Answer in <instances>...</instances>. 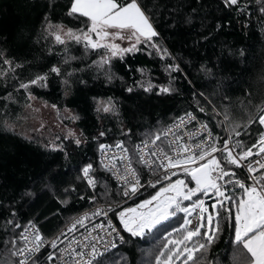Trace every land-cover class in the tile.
<instances>
[{"label": "trees", "instance_id": "obj_1", "mask_svg": "<svg viewBox=\"0 0 264 264\" xmlns=\"http://www.w3.org/2000/svg\"><path fill=\"white\" fill-rule=\"evenodd\" d=\"M138 3L158 35L150 42L142 40L134 51L112 56L108 49H86L84 42H55L56 26L87 30V18L68 15L71 0H0V264H12L10 241L30 222L49 238L93 202L122 201L120 189L97 161L100 144L123 142L134 151L137 142L154 139L189 111L209 126L218 147L227 133L246 145L258 138V120L244 126L264 110V0H241L239 8L225 7L223 0ZM66 56L75 59L66 64ZM102 57L109 62L103 63ZM54 65L61 75L50 72ZM45 74L44 86L19 87ZM162 87L171 91L161 92ZM33 99L52 106L59 116L69 111L78 136L59 134L57 146L49 148L10 129L8 124L19 121ZM109 104L112 110L104 112ZM214 110L223 120L227 112L229 120L223 123ZM233 128L241 131L240 138ZM88 164L97 180L95 194L80 175ZM228 168L248 184L242 169ZM156 188L119 209L143 201ZM234 191L242 195L239 188ZM228 207L231 215L221 209L215 218L220 231L203 264H244L246 250L234 242L235 207ZM183 217L176 215L144 236L128 233L124 244L93 264H156L166 239L181 237L173 229L180 228Z\"/></svg>", "mask_w": 264, "mask_h": 264}, {"label": "snow or ice", "instance_id": "obj_2", "mask_svg": "<svg viewBox=\"0 0 264 264\" xmlns=\"http://www.w3.org/2000/svg\"><path fill=\"white\" fill-rule=\"evenodd\" d=\"M223 3L225 7L239 8L241 0H223ZM240 10L242 11V9ZM260 11L264 13V6L260 8ZM75 14L87 18V30L78 29L74 31L70 28L65 30L61 26H56L58 31L54 33V38L57 44L65 45L67 41L84 42L86 49L104 48L108 49L112 56H117L124 52L136 50V44L142 42L141 38L144 42H150L158 35L138 0H71L68 15ZM51 27L52 25H49V28ZM124 33H127V36ZM93 34L97 37L96 40H93ZM110 37L134 38L135 42L129 48H120L118 44L114 43H102ZM71 59L75 58L66 56L64 63L67 64ZM102 62L108 63L109 61L102 57ZM4 63L8 64L10 61L5 60ZM172 67L179 70L178 66ZM50 72L58 76L62 74L61 68L55 65L51 67ZM68 74L71 75V73ZM46 81L47 74L37 75L29 82L21 83L19 87L28 89L30 85L44 86ZM148 90L150 88L145 89V91ZM128 91H132V89L129 88ZM160 91L168 93L171 89L162 87ZM111 110V104L103 107L104 112ZM200 111H204V109L201 108ZM186 116L189 122L196 119L191 113H186ZM179 119L180 123L174 126L177 129L185 123L184 117ZM224 120H229L227 112L224 113ZM257 120L261 130L258 133V138L250 145L244 144L242 139L233 140V135L230 134L227 139H223L222 147H218V138L214 137L211 131H208L206 124H201L200 128L207 132V138L194 146L198 151H195L190 144L179 143L182 137L177 135L172 128L155 135V138L151 139V145L155 150L149 149L147 153L144 152V148H148L149 145L147 140L135 146L134 153L138 157L136 162L147 167L157 177L155 183L150 182V186L155 187V184L160 182V173L157 169L161 168L164 169L163 179L165 180L170 181L171 176L176 175V172L173 171L169 176V170L179 168L187 176H190L189 183L194 182L195 184V187H189L185 180L177 179L167 186L161 187L155 195L151 196L150 199L143 200L135 208H126L116 213L123 230L136 237L144 236L158 226H164L167 221L176 216L177 212L185 214L180 228L173 229V231L181 232V237L179 239H166V243L161 246V250L155 258L156 264H176L177 261H180L181 264H203L202 257L207 253L209 246L215 242L220 231L218 224L214 222L215 218L222 215L221 209L227 211L229 215L232 214L231 208L228 207L229 203L235 207L234 242L237 245H242L247 253L244 257V264H264V173L256 175L260 170H264V158L254 162L250 159L254 156L264 157V110L258 118H250L244 127L247 128L248 125ZM232 132L237 138L242 136L241 131L236 130V128H233ZM169 134L174 136V140L169 141L168 147L176 153L175 156L169 155L163 147L157 144V141L163 142ZM99 135L104 136L105 133L101 132ZM76 143L79 145L81 141L77 139ZM99 147L101 152H104L111 146L100 144ZM115 147L120 148L125 154L120 158L126 161L124 165L125 174L121 176V179L125 185L123 196L130 197L135 195L142 185L137 170L132 167V157L127 155L130 149L125 147L123 142H118ZM217 152H220L221 156L217 157L215 155ZM150 157H157V159L152 160ZM246 161L247 163H245ZM229 165L236 168L246 167L249 173L248 178L253 183L248 185L237 178L236 173L228 168ZM92 170V164H88L83 167L82 174L87 179L88 184L94 186L95 179L90 175ZM236 188L242 190V195L239 197L235 195L234 190ZM201 196L215 197V202L210 206L211 212L209 207L205 206V200ZM193 197L196 199L194 200ZM184 201L191 203L184 206ZM109 210L113 211L111 208ZM193 214L195 215L193 216ZM93 215L107 216V212L98 210ZM189 217L193 218L189 219ZM86 218L87 216L76 221L69 231H74L76 224L83 226ZM205 220L206 224L204 223ZM15 227L20 228L21 225L16 223ZM94 228L104 229L105 225L98 224ZM202 228L207 230L202 233ZM107 229H111L107 233L109 236L115 233L116 237L123 242L124 238L120 235V230L112 224L110 219L107 223ZM61 235L66 237L67 234L62 232ZM171 236L172 232H169L168 237ZM87 239L88 237H85V240ZM93 239L97 238L93 237ZM99 239L102 240L103 237ZM17 240L23 241V245L17 247ZM58 240L60 237L49 242L52 249L58 248ZM10 243L12 245L11 256L17 258L15 264H40L41 249L45 247V240L35 224H31V229L24 227L18 237L12 239ZM60 243L63 241L61 240ZM73 243L81 246V251H76L72 247ZM109 243L112 247L116 246L114 241ZM190 244L191 246H189ZM88 247L91 250L87 255L91 259L83 260L85 256L83 248ZM60 252L62 253L60 257H57L55 252H49L46 258L47 264H53L57 259L62 260L63 264H68L63 253H67L74 264H93L97 257L103 256V252L97 250L96 244L89 245L74 240L69 241L68 247L60 249ZM77 257L80 259H76Z\"/></svg>", "mask_w": 264, "mask_h": 264}, {"label": "built area", "instance_id": "obj_3", "mask_svg": "<svg viewBox=\"0 0 264 264\" xmlns=\"http://www.w3.org/2000/svg\"><path fill=\"white\" fill-rule=\"evenodd\" d=\"M239 12H241L240 9L236 11V13H239ZM186 113H191L193 116L196 117V119L189 122L188 117L186 116ZM186 113H184V114L178 116L177 118H175L174 120H172L163 129L162 133L164 131H166L167 129L172 128L173 131L177 135L182 137V140L179 143L190 144L193 146V149L195 151H198V149H195L194 146L197 143L203 142L207 138V132L202 131L200 128L201 124H206V123L201 121L200 118L194 112L189 111ZM180 117L185 118V123L182 124L179 129H177L174 126L176 124L180 123V119H179ZM208 131H211L212 135L215 137V134L209 128V126H208ZM228 137H229V134L227 133V138ZM172 140H174V136L169 134L163 140V142L157 141V144H159L161 147H163L165 149V151L168 152L169 155L175 156L176 153L173 152L172 149L168 147L169 141H172ZM143 141H145V140H141V141L137 142L136 145L142 144ZM147 141H149V145H148V148H144L145 153H147L149 151V149L155 150L154 147L151 145V140H147ZM173 147H175V145H173ZM134 149H135V147H134ZM123 155H125V154L122 152V150L120 148L115 147V145L111 146L110 148L105 149L104 152H101V150L99 148L98 153H97V161H98L99 165L101 166V168L104 171H106L109 174L112 182L116 185V187L120 189L122 201L119 204L93 202L85 210H83L80 213L71 217L55 234H53L49 238H45L42 235L41 231L39 230L41 235L43 236V238L45 240V247L41 249L40 264H47L46 258H47V255L49 252H55L56 256L60 257L62 255V253L60 252V249L67 248L69 241H73V240L74 241H81V242L89 244V245L94 243V244H96L97 250L99 252H103V255L109 253L110 251H112L116 247L124 244L127 241V234L128 233L123 230L122 226L120 225L119 219L116 215V213H118L119 211H122V209H119V207L122 206L123 204L133 202L138 197L144 196L149 190L158 186V184L156 183L155 187L150 186V182L155 183V181L157 180V177L155 175H153V173L147 167L143 166L142 164L138 163L139 166L142 168V170L138 169L137 164L135 163V160L137 161L138 157L135 155L134 151H129V153H127V155L132 157V167H134L137 170V173L139 175V179H140V183H141L142 187H140L138 192L133 196H130V197L123 196V190H124L125 185H124V181L121 179V176L125 174L124 165L126 163V161L120 159L121 156H123ZM215 155L217 157H219L221 155V153L217 152ZM262 158H264V157L254 156V157H251L250 159L254 162L257 159H262ZM150 159L155 160V159H157V157H150ZM245 163H247V161ZM239 169H242L245 172L246 176L249 177V173L247 172L246 167L239 168ZM157 171L160 173V182L159 183L165 182L166 180L163 179L164 169H162V168L157 169ZM173 171L176 172L175 176H171V172H173ZM261 173H264V170H260V172L256 173V175H260ZM184 174L185 173L183 172V170L179 169V168L178 169H171L168 171V175L171 176V179L176 178L178 176H182ZM80 175H81L82 182L85 184V186L89 190V192L92 194H95L96 187H97L96 178L92 175V173H90V175L92 177H94V179H95V185L91 186L88 184L87 179L83 177L82 170H81ZM129 179H131V177H129ZM248 180H249L248 185L253 183V181L250 180L249 178H248ZM141 202L142 201L138 202L134 206L136 207ZM110 208L113 209V211H110L109 210ZM98 210H103L104 212H107V216L93 215V213L97 212ZM194 215L195 214H193V216ZM85 216H87V218L84 219L83 226L80 224H76L75 230L69 231V229L72 227V225L76 221L80 220L81 218H83ZM192 218L193 217H191L190 219H192ZM109 219L112 221V224L120 230V235L123 236V238H124L123 242H121L119 240V238L116 237L115 233H112L111 236H109L107 234L108 232L111 231V229H107V223H108ZM31 224H34V223H29L25 227H29L31 229ZM98 224L105 225V228L104 229L94 228V226L98 225ZM36 228H38V227L36 226ZM62 232L67 234L66 237L61 235ZM57 237H60V240L57 241L58 248L52 249L50 247L49 242L56 239ZM85 237H88V239L85 240ZM93 237H96L97 239L94 240ZM100 237H103V239L102 240L99 239ZM61 240L63 241V243H60ZM18 241H19V246H22L23 241H21V240H18ZM110 241H114L116 246L112 247L111 243H109ZM72 247L75 248L76 251H81V246L77 245L76 243H73ZM90 250H91L90 247L83 248V251L85 252V256L83 257V260L91 259V257H89L87 255V253L90 252ZM63 256H64L65 260H68V264H74V261L69 258L67 253H63ZM99 257H97V258H99ZM16 259H17L16 257H13L12 264H15ZM76 259H80V258L77 257ZM94 262H95V260H94ZM53 264H63V261L57 259L56 261L53 262Z\"/></svg>", "mask_w": 264, "mask_h": 264}, {"label": "rangeland", "instance_id": "obj_4", "mask_svg": "<svg viewBox=\"0 0 264 264\" xmlns=\"http://www.w3.org/2000/svg\"><path fill=\"white\" fill-rule=\"evenodd\" d=\"M244 10V9H243ZM103 43H110V42H103ZM112 44V43H110ZM125 53V52H124ZM215 111V110H214ZM216 112V111H215ZM216 114L223 120L218 112ZM67 120V123H66ZM224 123V120H223ZM9 128L17 132L19 135L32 140H37L46 147L55 148L57 146V135L63 134L68 138H76L78 136L77 131L74 126V120L72 119V115L69 111L62 112V115L59 116L56 113V109L48 104L37 101L33 99L31 103L25 107L24 111L22 112L19 121L13 122L12 124H8ZM137 168L142 170L139 164L136 162ZM177 179H183L188 186L190 187L191 183L195 187L194 182L189 183L190 176L186 174L182 176H178L176 178L166 180L163 183H157L158 186L156 190L151 193L149 196L145 197V199H150L151 196L155 195L157 191L160 190L161 187L167 186L170 182H174ZM190 184V185H189ZM202 199L205 200V206L209 207V211L211 212V204L215 202V197H206L201 196ZM195 200L196 197H193ZM190 201H184L183 205L188 206L190 205ZM126 208H135V206H126L122 209V211ZM176 215H185L182 212H177ZM207 215V214H206ZM191 217H189L190 219ZM206 224V220L204 221ZM206 231V228H202L201 231Z\"/></svg>", "mask_w": 264, "mask_h": 264}, {"label": "crops", "instance_id": "obj_5", "mask_svg": "<svg viewBox=\"0 0 264 264\" xmlns=\"http://www.w3.org/2000/svg\"><path fill=\"white\" fill-rule=\"evenodd\" d=\"M124 35L125 36H127V33H124ZM97 39V37H95V39L94 40H96ZM142 40H143V38H141ZM103 42H110V43H114V44H118V43H126V44H128L129 45V47H131L132 46V44L135 42V40H134V38L133 39H127V38H125V39H119V38H116V37H110L108 40H106V41H103ZM102 42V43H103ZM139 43H137L136 44V46L138 45Z\"/></svg>", "mask_w": 264, "mask_h": 264}]
</instances>
